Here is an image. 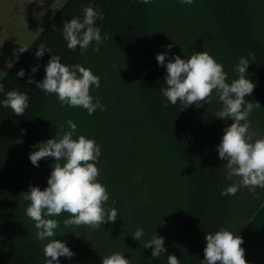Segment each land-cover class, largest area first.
Here are the masks:
<instances>
[{
    "label": "trees",
    "instance_id": "1",
    "mask_svg": "<svg viewBox=\"0 0 264 264\" xmlns=\"http://www.w3.org/2000/svg\"><path fill=\"white\" fill-rule=\"evenodd\" d=\"M89 3L104 12L96 23L107 38L98 52L90 45L81 54L79 48L66 47L62 28ZM42 29L0 79L5 92L18 89L30 98L24 115L0 106V264H45L48 241L36 237L24 192L30 185L47 186L55 160L41 159L35 167L29 153L37 142L62 135L67 119L77 124V136L94 138L101 146L98 179L107 185L108 205L120 217L92 229L66 227L63 220L70 214L61 213L53 238L67 241L75 253L59 257L61 264H101L113 252L125 253L131 264H167L168 254L181 264H200L206 233L223 227L240 235L264 201V188L256 189L258 195L246 187L235 195L220 194L232 180L208 133L212 123L224 122L215 117L222 105L215 97L199 107L168 102L161 92L167 72L158 66L156 54L169 52L167 61L172 54L187 58L208 51L223 63L231 81L237 78L238 58L254 53L246 75L257 86L245 99L261 104L249 119L264 130V0H195L191 5L178 0H65ZM41 43L62 62L80 63L100 77V87L91 89V95L105 110L89 115L82 107L61 105L27 82L33 66H38L35 80L45 75L52 54L45 51L37 58ZM21 68L24 77L16 76ZM137 227L145 233L140 241L131 235ZM155 230L167 247L160 257L144 248Z\"/></svg>",
    "mask_w": 264,
    "mask_h": 264
},
{
    "label": "clouds",
    "instance_id": "2",
    "mask_svg": "<svg viewBox=\"0 0 264 264\" xmlns=\"http://www.w3.org/2000/svg\"><path fill=\"white\" fill-rule=\"evenodd\" d=\"M149 4L151 0H141ZM181 4L191 5L195 0H178ZM104 19V12L92 3L85 6L82 15L73 16L65 20L62 35L66 47L72 51L79 48L81 54L90 45L92 50L98 52L99 46L107 38L101 35V27L97 20ZM43 30V29H41ZM176 43V42H175ZM169 50L172 44L166 46ZM30 50L28 45L20 46L14 50L13 59L7 61L9 68L19 60V55ZM45 51L51 53L44 66L45 75L41 80H35L34 74L38 66L31 68L28 83H35L37 88L45 95L55 96L61 105L69 107H82L89 115L97 109L105 110V105L98 97L91 95V89L100 87V77L90 68L80 63L66 64L62 62L59 54L41 43L35 51V56L41 58ZM169 52L156 54L158 66L166 69L164 78L166 87L161 88L162 95L171 104L178 101L186 107L196 104H210L213 97L221 103L215 112L220 120L231 119L232 123L223 129L220 143L217 145L218 157L226 161V176L232 183L221 190V195H235L241 188H248L254 195L257 188H264V135L257 136L251 128L249 119L254 108L262 107L259 102L245 99L251 95L257 86L248 78L249 58L254 59V53L248 57L241 56L234 67L237 78L228 80V73L224 70L222 62L217 61L208 51L193 52L189 57L181 58ZM16 76L24 77L25 69L17 71ZM0 106L10 108L17 115H24L29 108L27 92L12 89L5 92V85L0 83ZM185 107V108H186ZM67 129L46 141H39L32 147L29 159L33 166L39 167V161L48 157L55 160L47 179V186H29L24 192L25 201L30 203L25 207L26 215L35 224L36 237L47 240L44 246L45 264H61L59 257L71 258L75 255L67 241L53 237L57 235L60 221L57 217L67 212L70 215L63 220V224L88 225L92 229H99L105 223L115 222L119 216L116 207L108 205L110 192L107 185L99 179L100 169L97 164L101 156V146L94 138L83 134L76 135L77 124L72 119L65 121ZM64 128V125H60ZM75 137V138H74ZM237 179H233V178ZM112 205L116 203L112 200ZM134 240L140 241L145 233L142 227H137L131 234ZM206 246L203 249L204 259L200 264H251L245 259L244 238L227 228H220L214 232L206 233ZM151 247V257L165 255L167 247L164 237L155 234L145 241L144 248ZM167 264H181L175 254L166 256ZM101 264H131V260L123 252H113L102 257Z\"/></svg>",
    "mask_w": 264,
    "mask_h": 264
},
{
    "label": "rangeland",
    "instance_id": "3",
    "mask_svg": "<svg viewBox=\"0 0 264 264\" xmlns=\"http://www.w3.org/2000/svg\"><path fill=\"white\" fill-rule=\"evenodd\" d=\"M63 1L0 0V79L9 69L7 61L13 59L14 50L29 45ZM231 123L232 120L227 119L210 125L208 134L216 148L223 129ZM251 128L257 136L264 135V130L259 125L251 123Z\"/></svg>",
    "mask_w": 264,
    "mask_h": 264
},
{
    "label": "crops",
    "instance_id": "4",
    "mask_svg": "<svg viewBox=\"0 0 264 264\" xmlns=\"http://www.w3.org/2000/svg\"><path fill=\"white\" fill-rule=\"evenodd\" d=\"M240 235L244 238L245 259L251 264H264V201Z\"/></svg>",
    "mask_w": 264,
    "mask_h": 264
}]
</instances>
